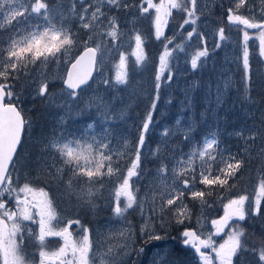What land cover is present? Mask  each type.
<instances>
[{
  "label": "snow or ice",
  "instance_id": "obj_1",
  "mask_svg": "<svg viewBox=\"0 0 264 264\" xmlns=\"http://www.w3.org/2000/svg\"><path fill=\"white\" fill-rule=\"evenodd\" d=\"M197 2L141 0L138 5H131L125 0H68L65 9L63 4L58 8L50 7L48 0H0V31L8 29L10 32L0 45V264H31L26 259V239L34 240L38 246L37 264H122L121 256L129 254L124 251L118 255L111 246L106 251H100L97 245L94 251L91 230L84 228L79 219L60 216L58 205L49 191L53 185H62V195L74 197L78 204L93 208L96 206L95 200L103 196L102 189H105L107 178L113 184L108 195L113 216L124 221L130 209L138 211L143 220L140 233L148 240L162 239L155 232L157 224L166 227L169 223H192L193 213L185 203L186 195L203 209L212 206L206 197L211 196L213 191L222 189L229 192L235 187V183L229 184V181H235L244 160L224 144L218 128L202 136L199 142H194L193 124L189 122L185 125L181 119H177L174 128L165 127L158 133L159 141L155 147L146 146L162 84L170 86L175 76L172 69L178 56L174 54L185 53L186 62L193 71L205 68L208 64L211 53L204 33L198 31L197 21L203 13H197ZM245 6L248 15L241 12ZM105 7L117 10L134 8L140 16L151 15L155 39L161 40L163 37V50L158 58L155 75V96L140 125L135 145H130L126 138L114 137L117 121H123L126 117L123 98L116 95L114 90H120L121 86H124V90L130 87L129 55L134 57V69L143 67L148 61L145 39L135 29L136 17L133 16L129 21L132 26L129 31L134 47L130 53L121 52L125 43L122 37L126 33L122 31L117 18L104 11ZM150 10L154 11L150 13ZM173 10L186 14L179 25L180 30L183 31L185 25L191 26L183 40L191 42L196 36L202 47L188 53L186 43L174 44V36H165L169 19L173 18ZM257 14L261 17L259 20ZM226 21L229 26L242 32L243 47L239 57L243 68L241 103L255 108L256 99L251 92L257 81L250 62L248 42H258V56L260 62L264 63V0H260L259 7L253 0H233V6L227 9ZM73 23L78 25V30L73 29ZM250 29L256 32L250 33ZM79 31L84 32L83 38ZM216 36L217 42L212 52L228 41L224 27L216 31ZM75 48H81L82 51L73 57L71 53ZM111 52L119 54L114 82L103 79L101 83L105 86L106 94L97 93L84 98L81 86L88 84L93 72L103 63L102 58ZM61 60L68 62L69 68L63 78L66 89L57 95L49 91V80L44 69L50 63L58 65ZM37 62L40 70L37 75L30 76L29 66L37 65ZM213 71L218 78L214 84L215 90L211 93L214 108L213 103H210L208 110L215 112L225 104L226 94L233 87V82L224 71L215 68ZM255 71L258 73L259 69ZM25 81L36 84L37 97L63 110L58 121L60 130L43 146L41 155L35 161L37 175L44 180L43 187L36 186L27 178L23 183L20 181L17 149L26 128L31 127V121L23 114L19 106L20 93L14 88L19 84L23 89ZM27 86L31 87V84ZM198 86L193 84L190 87ZM207 87L211 90L213 84ZM168 102L171 103V100ZM191 103V98L186 96L185 104L190 106ZM85 114L90 119L82 128L67 127L70 121ZM245 115L250 119L256 118L255 111H248L247 108ZM204 116L202 113V119ZM260 120L264 125V112H261ZM229 135L243 142L244 154L249 153L250 142L255 143L257 138L264 143V131L258 130L255 124ZM177 136L190 144L188 152L173 142ZM113 139L116 144H113ZM49 151L55 155H47ZM129 151L132 158L125 169L121 160ZM260 154L264 156V147ZM142 156L145 159L148 156L158 158L159 164L155 169L156 180L145 185V192L138 200L140 184L149 171L141 167ZM55 157H59V164ZM166 160L171 161V167L165 163ZM197 184L204 187L197 188ZM220 199L223 200V194ZM262 201L264 175L258 177L251 199L246 193L227 199L223 204V216L210 221L214 231L206 234L202 232L200 217H197L196 223L201 227H185L181 233L183 245L193 249L202 264H214L213 256L204 249H210L215 254L218 264H248L247 256L250 255L257 258L258 264H264V236L260 238L258 247H250L246 230L240 223L249 216H259ZM169 211L170 220L167 218ZM60 224L64 226L60 227ZM73 225L76 226L75 230L81 232L78 239L73 236ZM225 229H228L227 238L217 245L214 237L225 234ZM120 235L125 240L120 247L127 248L133 233L121 229ZM50 237H58L61 241L52 250L48 248ZM143 251V248L139 249V253ZM161 264H166V261Z\"/></svg>",
  "mask_w": 264,
  "mask_h": 264
},
{
  "label": "rangeland",
  "instance_id": "obj_2",
  "mask_svg": "<svg viewBox=\"0 0 264 264\" xmlns=\"http://www.w3.org/2000/svg\"><path fill=\"white\" fill-rule=\"evenodd\" d=\"M126 2V0H125ZM141 0L135 4L138 5ZM257 7L260 6V0H253ZM50 7L58 8L60 4L65 5V9L68 7V0H48ZM127 3V2H126ZM147 6V5H145ZM206 6V7H205ZM233 6V0H198L197 2V13H203L200 19L197 21L198 31H202L207 39V44L209 51L211 53L208 60V64L205 68L193 71L190 64L186 62L185 53H176L174 55L178 56V61L173 65V72L175 76L171 85L162 84L160 90V99L157 103L156 110L153 113V127L150 129L148 139L146 140V146L155 147L159 141L158 133L165 127L174 128L175 121L181 119L182 123L187 125L189 122L193 124L195 132L193 133V141L199 142L201 137L208 134L211 131L219 129V133L223 135L224 138H229L235 141L238 146V151L243 152V142L235 137L229 135L235 130L240 128L248 127L250 128L253 124L257 126V129L264 131V125L261 124L260 116L261 110L264 112V63L260 62L258 56V42L255 40H250L248 42L249 52H250V62L254 70V79L257 81L254 89L251 92L252 97L256 99L255 108H251L245 104L241 103L242 97V77L243 68L239 61V57L242 52V32L237 30L235 27L228 25L226 21L227 9ZM245 8L241 9L245 15L248 12ZM77 10L79 11V5H77ZM116 8L105 7L104 11L109 16H115L118 23L121 25L122 31L126 33L122 39L124 40V46L120 49L121 52L130 53L134 47V41L131 40V32L129 21L132 20L133 16L136 17L134 27L138 30L144 37V31L148 28H152L154 35L153 20L151 15L140 16L139 11L134 8H129L128 10ZM154 10H150V13ZM186 18V14L183 12L177 13L173 10V18L169 19L168 27L165 29V36H174L175 43H186L188 46L186 51L188 53L194 52L197 47H202L198 38L194 36L191 42H185L183 36L186 32L190 30V25H185L184 30H180L179 25L183 23ZM256 18L259 20L261 17L257 14ZM150 22L151 25L148 27L145 23ZM72 27L74 30H78V25L73 23ZM224 27L225 35L228 37V41L222 44V47L215 52H212L213 45L217 42L216 31ZM250 33H255L256 30H249ZM10 35L8 29L0 31V45L6 41L7 37ZM79 35L83 38L85 36L83 31H79ZM160 41H163V37ZM110 44L111 41L109 40ZM161 44V42H160ZM172 47V45H169ZM160 50L157 53L151 55V50L148 52L147 47L145 50L148 55V61L143 67L133 68L134 57L129 55V81L130 87L124 90V86H121L120 90H114L116 95L123 98L125 105L126 117L123 121H117L114 128V137H119L121 139L126 138L130 145H135L138 135L139 128L142 124L145 116L147 115L153 98L155 96V75L157 72L158 58L163 50V44L160 45ZM81 48H75L72 50L71 55L75 57ZM101 57L99 56V60ZM103 63L98 67V72L95 81L87 89L83 90L84 98L93 96L97 93L100 95H105V86L101 83L103 79H109L114 82V77L116 74V64L119 60V54L117 52H111L105 55L103 58ZM68 62L61 60L57 65L50 63L44 69L45 74L49 80V91L59 95L64 87V76L68 69ZM217 71H224L225 74L232 80L233 87L226 94L225 104L215 112L209 111L208 106L213 103L214 97L212 92H214V84L217 77ZM256 69L259 72L256 73ZM39 62L37 65L29 66V75L35 76L39 72ZM167 75V73H165ZM213 84V88L210 90L207 85ZM31 84V87L27 86ZM193 84H198L196 88H191ZM36 84L31 81H25V87L21 89L19 84L16 85L14 91L20 93L19 106L22 108L23 113L31 121V127L26 128L25 132V142L19 153L20 157V180L32 181L34 184L37 182H42L39 187L44 186V180L38 175H30L31 170L36 169L35 161L41 155V150L44 145H47L53 138V134L60 130L59 128V117L63 115V110L59 107L52 106L48 104L45 100L36 96L35 93ZM186 96L191 98V105L185 104ZM171 100V103L168 101ZM120 105H117L119 108ZM40 109L38 114H34V109ZM214 108V103H213ZM248 111H255V119H250L245 115V109ZM44 112V113H43ZM204 113L205 116L202 119L201 114ZM95 118V117H92ZM90 117L85 114L83 116L77 117L74 121H70L67 127L69 128H82L83 125L88 122ZM174 143L181 146L184 152H188L190 149V144L185 143L181 140L179 136L174 138ZM113 144H116V140L113 139ZM119 147V145H117ZM264 147V143L261 142L259 138L255 143L250 142L249 157L253 156L252 153L259 152L261 148ZM47 155H55L50 151ZM57 163L59 164V157H55ZM131 151L121 160L123 168H127L131 160ZM115 159V157H114ZM165 163L169 164L171 167V161L166 160ZM159 160L148 156L145 159L142 156L141 167L146 168L148 171V176L140 184V194L138 195V200L143 196L145 192V185L156 180L155 169L158 167ZM30 171L27 174H22L24 170ZM67 174V170H66ZM30 177H33L32 179ZM135 179V178H134ZM24 180L21 182L23 183ZM257 181L254 186L248 185L247 190L242 193L249 194L250 199L254 193ZM55 188L61 185H53ZM113 187V184L106 178L105 179V189H102L103 196L95 200V207L88 208L77 203V200L65 196L62 198L64 201L67 198V204L58 205V211L60 216L65 219H79L81 225L84 228L91 230L92 240H93V250H97V245H99L100 251H106L109 246L113 247L118 255L124 251H127L128 255L121 256L122 264H161L162 261H166V264H202L197 257V254L193 249L185 247L183 245V238L181 236L182 231L185 227L198 228L201 227L197 225V217L201 218L202 228L201 231L205 234L214 231L210 221L212 219H218L224 214V209L220 214H217L219 209L218 205H212L208 200L211 207L205 206L201 209L197 202H194L185 196V203L192 210L193 220L191 224L178 225L169 223L166 227H161L159 224L155 227V232L162 236L161 240H148L145 236L140 233V226L143 220L138 211L130 209L127 214V219L124 221L118 220L113 216L112 204L108 199L109 190ZM203 185L197 184V188H203ZM50 194L53 196L54 200L55 193L53 188L49 189ZM7 198V196L5 197ZM226 201L220 200L219 205L223 208V204ZM60 203V202H56ZM123 203V201H122ZM263 203V201H262ZM262 207V206H261ZM81 210L87 209L88 213L94 217L93 219L98 220V222L93 224H88L85 222L81 216L72 213L73 209ZM66 211L67 213H65ZM169 220L171 219V211L168 213ZM55 223V222H54ZM241 226L246 230L247 242L250 247H258L261 244V237L264 236V226L253 225L251 230L247 227L248 224L240 222ZM63 227V224L59 225ZM34 231H36L35 226H33ZM76 226L73 225V236L74 238H79L81 232L75 230ZM125 229L133 233L131 237V243L127 248H121L120 246L125 243L124 237L120 235V230ZM225 234L220 236H215L214 240L216 244L219 245L223 243L227 238L226 233L228 229H225ZM254 235V236H253ZM36 242L33 240L32 244ZM61 241L58 237L48 238V248L49 250L55 249L59 246ZM143 248L144 251L139 253V249ZM30 252L25 251L26 259H28L31 264H37L38 261V246L33 248ZM213 256L214 264H218L215 260V254L211 253L210 249H204ZM188 257L187 262L184 258ZM248 264H258L257 258L255 256H247ZM98 264V262H97ZM111 264V262H110Z\"/></svg>",
  "mask_w": 264,
  "mask_h": 264
},
{
  "label": "trees",
  "instance_id": "obj_3",
  "mask_svg": "<svg viewBox=\"0 0 264 264\" xmlns=\"http://www.w3.org/2000/svg\"><path fill=\"white\" fill-rule=\"evenodd\" d=\"M140 0H126L127 3L131 4V5H135L139 2ZM125 10H123L124 12ZM126 12V11H125ZM148 27H150L151 23L150 22H146L145 23ZM144 39H145V46L148 49V52L150 51V48L153 49V51L151 50V55H154L155 53H159L160 45L162 44V41L155 39V36L153 35V31L152 28H148L144 31ZM161 42V44H160ZM40 109H34L33 113L34 114H38ZM262 112V110H261ZM44 113V112H43ZM27 118V116H26ZM28 119V118H27ZM29 120V119H28ZM261 131L262 128H261ZM221 140L224 142V144L226 146H229L231 148V150L233 152H236L239 154V158L244 160V165L242 166L241 170L239 173H237L235 181L230 180L229 184H233L235 183V187H233L229 192H224L222 189L213 191L211 196H208L207 198L210 200L209 202L212 205H218L219 209L217 210V214H220L223 210L222 207H220L219 202H220V195L223 194V201H227L228 198L230 197H234L238 194H241L242 192H245L247 190V186L250 185L251 187L254 186L255 182L258 180V177L260 175H264V156H262L261 150L259 152H254L252 153L253 156L249 157V154H244V152H239L238 151V146L235 144V141L230 140L229 138H224L223 135L220 134ZM30 171V169L24 170L22 172V174H27ZM37 173V168L36 169H32L30 175H35ZM37 175V174H36ZM31 179L33 177H30ZM24 180V179H23ZM23 180H20L21 182ZM42 182H37L35 183L36 186L41 185ZM53 191H54V195L55 198H58L57 201L55 202H60L57 203V205L61 204H67V198L63 201L62 198H64L65 196L62 195L63 193V186H57L55 188V186H52ZM7 199V198H5ZM261 214L257 217H251L249 216L248 219H246L245 221H243V223L247 225V227L251 230V228L253 227V225L256 226H264V201L261 204ZM65 213H67L66 211H64ZM72 213L77 214L78 216H81L83 219H85V222H87L88 224H93L98 222V220L93 219L94 217H92V215H90L88 213L87 209H73ZM34 230V229H33ZM254 236V235H253ZM33 240H25V251H29L30 252L32 250H34L33 248L36 246L35 244H32ZM184 260L187 262L188 257L184 258Z\"/></svg>",
  "mask_w": 264,
  "mask_h": 264
},
{
  "label": "water",
  "instance_id": "obj_4",
  "mask_svg": "<svg viewBox=\"0 0 264 264\" xmlns=\"http://www.w3.org/2000/svg\"><path fill=\"white\" fill-rule=\"evenodd\" d=\"M96 71H97V70H96ZM96 71L93 72V77H92L91 80H89L88 84H87V85H82V86H81L82 89H83L84 87L88 86V85L91 83V81L93 80V78H94V76H95V74H96ZM64 86H65V84H64ZM65 88H66V86H65ZM23 135H24V133H23ZM23 135H22V138H21V143H22ZM20 146H21V145H20ZM20 146H19L18 149H17V153L19 152Z\"/></svg>",
  "mask_w": 264,
  "mask_h": 264
}]
</instances>
